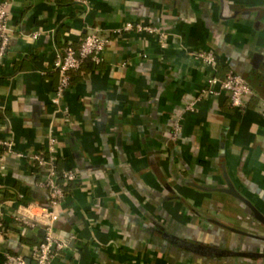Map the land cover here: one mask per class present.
<instances>
[{
  "label": "crops",
  "instance_id": "crops-1",
  "mask_svg": "<svg viewBox=\"0 0 264 264\" xmlns=\"http://www.w3.org/2000/svg\"><path fill=\"white\" fill-rule=\"evenodd\" d=\"M86 2L9 6L0 139L26 156L0 148V264L7 252L30 263L41 238L14 216L20 204L48 201L45 171L29 156L51 130L60 167L78 178L58 208L68 246L50 264H264V0ZM126 22L168 39L115 33ZM94 29L109 37L103 60L72 72L54 103L55 57ZM200 49L215 52V71ZM230 70L258 92L244 110L208 84Z\"/></svg>",
  "mask_w": 264,
  "mask_h": 264
},
{
  "label": "built area",
  "instance_id": "built-area-1",
  "mask_svg": "<svg viewBox=\"0 0 264 264\" xmlns=\"http://www.w3.org/2000/svg\"><path fill=\"white\" fill-rule=\"evenodd\" d=\"M12 0H0V61H2L9 50V6ZM81 3H87L86 0H75ZM137 31L157 35L161 43L168 39V33L156 28L151 24L126 22L120 28L115 29V33ZM38 33H34L37 37ZM109 37L103 34L99 29H94L81 40L78 46L67 44L62 54H58L54 61V69L59 73V84L55 91L53 102L59 104L61 96L70 86V73L81 68L86 59L100 63L107 48ZM197 57L210 65L215 71L217 68V57L214 51L200 49L196 51ZM208 84L218 86L219 90L228 93L232 106L244 110L253 97L258 96V92L246 78L233 70H230L224 78L214 75L208 80ZM215 93V90H211ZM194 103L190 104L193 109ZM260 112L264 118V97L260 98ZM178 130V127L176 128ZM175 137V134H174ZM0 148L9 153H16L20 157L26 156L24 153L16 152L14 143L10 139H0ZM57 138L53 131H50L48 145L45 149L30 155L31 161L44 169V177L38 183V186L48 195L46 204L39 201L23 203L18 206L14 220L31 229H42L43 235L34 245L31 252V262L19 253L7 252L3 259V264H50L52 259L62 250L67 248L68 241L60 237L56 232V224L60 219L58 208L66 198V192L60 179L64 183L77 180L78 172L74 168H64L61 172L58 170L57 156ZM3 159L0 158V161ZM5 176V166L0 164V177ZM20 198L24 194L19 195ZM4 226L0 223V237L3 236Z\"/></svg>",
  "mask_w": 264,
  "mask_h": 264
},
{
  "label": "trees",
  "instance_id": "trees-1",
  "mask_svg": "<svg viewBox=\"0 0 264 264\" xmlns=\"http://www.w3.org/2000/svg\"><path fill=\"white\" fill-rule=\"evenodd\" d=\"M92 61V62H94V63H96L97 64V62H95V61H93L92 59H86L85 61H84V63L82 64V66L87 62V61ZM82 66H81V68H82ZM80 68V69H81ZM80 69H78V70H80ZM78 70H75V71H78ZM75 71H72V72H75ZM71 72V73H72ZM71 73H70V84H71ZM245 77V76H244ZM246 78V77H245ZM246 80L248 81V79L246 78ZM249 82V81H248ZM250 83V82H249ZM251 85V84H250ZM252 86V85H251ZM253 87V86H252ZM59 159H58V161H57V165H58V170L61 172L63 169L60 167V165H59ZM43 174V172H41L40 173V176ZM39 176V177H40ZM60 182L62 183V185H63V187H64V190H65V192H67V187H68V185H69V183L67 184V183H64V181L62 180V179H60ZM42 235H43V231H42V233H41V235H40V237H42Z\"/></svg>",
  "mask_w": 264,
  "mask_h": 264
},
{
  "label": "water",
  "instance_id": "water-1",
  "mask_svg": "<svg viewBox=\"0 0 264 264\" xmlns=\"http://www.w3.org/2000/svg\"><path fill=\"white\" fill-rule=\"evenodd\" d=\"M28 262H29V260H28Z\"/></svg>",
  "mask_w": 264,
  "mask_h": 264
}]
</instances>
